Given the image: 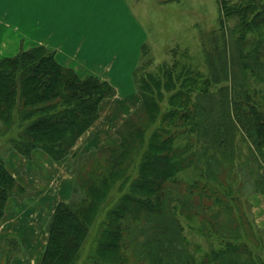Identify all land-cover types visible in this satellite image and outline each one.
<instances>
[{
  "label": "trees",
  "instance_id": "1",
  "mask_svg": "<svg viewBox=\"0 0 264 264\" xmlns=\"http://www.w3.org/2000/svg\"><path fill=\"white\" fill-rule=\"evenodd\" d=\"M219 3L218 26L207 33L200 30L201 43L193 52L185 49L178 57L179 48H173L169 62L159 64L154 71H144L151 59L141 66L148 55V43H143L132 83L133 88L142 91L143 101L137 106L144 111L137 112L142 123H127L120 134V147L113 142L101 147L106 152L102 155L107 156L103 157L105 164L97 152L100 148L85 153L86 157L91 154L93 165L87 168L79 162L74 173L72 195L78 194L79 199L69 198L56 205L48 222L49 241L39 264H80L86 241L96 248L88 253L82 262L85 264H264V257L253 253L236 226L231 235L213 230L205 252L198 242L190 250L193 241L172 212L175 199L164 189L168 182L183 181L184 157L172 154L177 135L171 128H178L189 137L193 150L204 153L199 159L216 165L211 173L219 183L210 185L205 195L211 203L202 208L215 216L204 217L201 230L211 231L213 218L225 223L233 214L238 223H248L250 231H256L250 196L264 194V0ZM117 91L97 75L83 77L74 68L62 65L56 51L45 46L0 57V136L12 129L17 133L4 141L11 146L0 153V224L8 198L24 193L6 169L5 154L18 151L32 159L34 151L41 149L53 161H62L98 121L101 103ZM164 102H168L167 109L161 113L160 104ZM134 110L128 115L133 120ZM176 119L180 121L178 126L174 124ZM157 120L164 123L163 128L152 132L147 141L149 149L140 158L136 174L129 172L134 162L122 172L131 146L127 136H145V124ZM201 138L204 141L198 144ZM193 158L196 156L191 154ZM132 175L138 176L131 181ZM117 182L129 183L130 187L99 222L100 208ZM133 207L144 211L154 221L155 229L168 231L165 239L157 234L144 243L146 262H132L126 257L123 260L120 254L125 232L122 220ZM0 241L10 249L5 262L8 264L19 247L18 240L7 237ZM197 252L202 257H197Z\"/></svg>",
  "mask_w": 264,
  "mask_h": 264
},
{
  "label": "rangeland",
  "instance_id": "2",
  "mask_svg": "<svg viewBox=\"0 0 264 264\" xmlns=\"http://www.w3.org/2000/svg\"><path fill=\"white\" fill-rule=\"evenodd\" d=\"M126 1L131 7L137 22L143 28L144 31L141 30L142 33L139 31L140 29L133 28L134 25L128 20L117 0H0V6H3V8H0V26L4 29L8 27L6 26L7 15L8 10H10L12 15L11 17L9 16V18L12 19L13 16L14 26H17L16 32L19 33V35L13 33V30L10 28L4 31L0 36V57L16 55L12 52L19 50V45L21 50L30 49L34 47V45L41 44L40 46H43L44 40L41 36H36L35 32L32 30L24 29L36 26L40 20L43 19L46 25L52 23L62 32L61 37L53 36L52 31L45 33V37L50 41L52 38H56L53 39L52 42H57L59 45V55L60 53L61 55H57V57L61 59L60 63H62V65L66 66L65 63H68V66L74 68L80 76L92 71H98L99 74H94L100 75L105 70H108L109 67L110 70L116 69L118 74L126 75L129 73L133 75V72L128 69V64L133 66L138 58L139 61H137V64L139 65V62H141V52L143 49L142 47L140 48L141 50L137 49L136 45L138 40L142 39V35H144V39L142 40L148 43L146 45L148 55L143 57L141 66L151 59V63L144 67V71H154L159 64L170 61V58H172L170 50L173 48H179L178 57H182V51L185 49H187L188 52H193V49L201 43L200 30L207 33L216 28L219 22V0H171L170 2H166V0ZM234 23L235 20L230 21L229 25L233 26ZM2 28H0V30ZM24 38H26V41H24ZM50 41L47 42L49 43ZM138 50L140 53H138ZM82 60H86L88 63ZM184 61L183 58L182 63H184ZM130 86L131 88L127 90L117 91L115 96L105 99L101 103L100 118L86 131H89L88 133H84L85 137L83 139L80 140L84 134L78 139L79 142L77 141V145L75 144L70 151L69 155H71L73 151L79 150L75 153V156H77L75 160L77 164L76 167L70 164L68 173L60 175L56 171L48 174L49 179H47L46 194L49 198H53L57 201L61 191L62 199L64 200H69V198L72 199L73 197L74 200L79 199L78 194L75 193V196H73L74 194L72 195L71 188L74 181L73 172L78 168L79 162L85 164L87 168L93 165L91 154L86 157L84 153L88 152L89 149H94L96 146L107 144L106 142L109 140L110 136H112V145L116 144L119 146L118 144L121 143L120 134L124 132V129H127V123L131 121L134 123H142L140 122L141 117L137 114L138 111L144 112L143 109L137 107L141 101H143L142 91L139 88H133L132 85ZM163 95L165 98L169 96L168 94ZM167 103L168 102H164L160 104L161 113L167 109ZM128 105H135L136 110H134V108L130 109V107H127ZM133 110L134 112L132 114L135 113L133 117L136 121L128 116ZM159 120L152 125L145 124V130L148 131L145 136H127L130 141L128 147L130 144L131 146L126 155V160L123 162L122 172L126 166L134 162L129 172L136 174L137 164L140 162V158L143 156L145 150L149 149V143L147 141L150 140L152 132L163 128L162 126L164 123ZM179 123L180 121L178 119L174 121L176 126H178ZM180 128L183 127L180 126ZM171 130L177 135L176 139L173 140L172 154L182 155L184 157L183 164L185 170L181 173L183 181L180 184L168 182L166 185L164 184V189L175 199L172 212L175 213L187 238L193 241L189 249L192 250L195 247L194 243L198 242L197 245L200 244L202 246L201 249L205 252L209 246V236L213 230L218 232L221 230L222 233L231 235L234 233V228L236 226V231L238 232V227L241 230L240 235L249 241L250 249L253 253L255 255L260 254L264 257V229L256 222L253 215L254 213L251 219H253L254 223L257 225L255 232L250 231L248 223H238L233 214L225 220V223L223 219L213 218L210 221L213 226L211 231L207 232L205 228L201 230L203 224L202 219L204 217L215 216V214L211 212H205L202 208L204 206H209L211 203V201L207 200L205 195L210 185L213 183L218 185L219 183L218 177L211 173V171L216 169V165L215 163H209L205 158L199 159L204 153H198L193 150L189 144V137H186L178 128H171ZM16 135L17 133L12 129L7 135L0 136L1 154H4L11 146L9 142L4 141ZM201 139L202 140L197 141L198 144L204 141L203 138ZM85 142H88V144L83 149H80L81 146L79 144L81 143L83 145ZM39 150L42 151L41 149H36L34 153ZM13 152L20 154L22 158H15L13 164L8 167L7 162L9 159L14 160V157L17 156L15 153L12 154L8 152L5 154V166L12 174L17 184H19L20 181L13 175L12 169L16 167L17 163H24V161H26V165L23 167L21 164L18 165L23 169H16V173H20L23 176L27 171L25 170L27 164H34L32 166L34 167L36 161L33 162L30 161L32 159L27 158H25V160L20 152ZM97 152L100 153L99 156H102V163L105 164L106 161L103 157L107 156L106 154L102 155V153L106 152L101 150V148L97 150ZM118 153L119 152L116 154ZM191 154H194L196 158L190 159ZM107 155L109 156V153H107ZM111 155L112 154H110V157ZM80 156L81 158H79ZM173 160L182 161V159ZM50 161L56 162L51 158ZM208 164H210V170L208 169ZM137 176L138 175H132L129 178L132 181ZM42 177L44 176L42 175ZM43 180L45 181V179ZM74 183L77 184V182ZM224 185H226V183ZM44 187H46V184L43 185V188ZM129 187V183L121 185L120 182H117L114 185L108 195L107 201L102 204L100 208L99 212H101V217L99 222L105 219L106 212L109 211V209L120 202V196L125 193ZM40 194L41 193H34L26 187V192L15 195L26 196V198L29 196L32 198ZM79 194L82 193L79 192ZM19 198L23 203V208H28L32 211L25 212L23 216L27 218L31 216L35 217L36 222L32 223V226L29 225L31 227L24 232L19 229V226L25 225L18 224L15 230L19 229V231L14 230V234L12 235L19 239V247L14 249L15 251L13 250L14 252L11 254L8 264H39L44 249L49 241L50 234L48 232V222L52 214L44 218L41 224L42 229L39 231L38 223L40 222V218L37 211H33L32 205H27V202L23 200L22 197ZM37 198L39 201L41 196ZM35 199L36 198H34V200ZM227 215H229V213ZM122 223V226L125 228L121 240L120 252L123 260L124 257H126L132 262H146L147 257L144 254V243L155 239L157 234H163V236H161L163 239L168 236V231L165 232L163 229H155L154 221L150 220L144 211H140L136 207H133L127 212ZM244 233L254 237L250 238ZM88 238H90V236ZM95 248V244L92 245L86 241L81 251L80 264H85L82 262H84L88 253ZM9 250L10 249H6L0 241V264H5ZM196 255L197 257H202L201 252H197Z\"/></svg>",
  "mask_w": 264,
  "mask_h": 264
},
{
  "label": "crops",
  "instance_id": "3",
  "mask_svg": "<svg viewBox=\"0 0 264 264\" xmlns=\"http://www.w3.org/2000/svg\"><path fill=\"white\" fill-rule=\"evenodd\" d=\"M170 1L171 0H166V2H170ZM117 2L119 4V6L122 8V10L124 11V13L126 14L128 20L134 25L133 28L140 29L139 31H140V33H142L141 30H143V28L137 22L134 14L132 13L131 7L129 6L128 2L126 0H117ZM0 8H3V6H0ZM11 15H12L11 11L8 10L7 25H6L8 27L6 29H4L0 26V28H2L0 30V36L4 33V31H6L10 28L13 30V33H17L19 35V33L16 32L17 26L16 25L14 26L13 16H12V19L9 18V16L11 17ZM22 28H24V27H22ZM24 29L32 30L33 32H35L36 36L37 35L41 36V38L44 40L42 45L46 46L47 48H50L52 50H55L56 51V58L58 59L59 62H61V59L57 57V55H59V51H60L59 45L57 42H55V43L52 42V40L56 39V38H52L50 41L49 39H47L45 37V33L48 31H52L53 36H55V37H58V36L61 37L62 32L60 30H58V28L56 26H54L52 23L46 25L45 21L42 19V20H40V22L36 26H34L32 28L28 27V28H24ZM142 39H144V35H142ZM142 39L138 40L137 45H136L137 49H140L141 46L143 45L144 41ZM10 41H12V40H10ZM24 41H26V38H24ZM47 41H50V42L48 43ZM3 43L5 44L4 40H3ZM40 45H34V46H40ZM10 49H12V48H10ZM20 50H21V48L19 45V50H15V52H12V53L16 54ZM138 53H140L139 50H138ZM60 55H61V53H60ZM82 61L88 63L86 60L85 61L82 60ZM137 61H139V58L136 60V62L133 66L128 64V69L130 71H132V72L134 71V69L138 65ZM65 64H66V66H68V63H65ZM94 73H98V71H92L90 73H84V74H82V76L85 77L88 75H92ZM98 74H94V75L99 76L102 80H106V81L110 82L116 89H118V91H124V90L131 88L130 85H132V83H133V75L132 74L131 75L129 73H127L126 75L118 74L116 69L110 70V67L108 70H105L102 74H100V75H98ZM127 107H130V109H131V108H134L135 105H128ZM88 132H86V133H88ZM85 134L80 138V140L85 137ZM111 138H112V136L109 137V140L106 142L107 144L112 142ZM87 144H88V142L83 143V145L80 143L79 144L81 146L80 149H83ZM105 145L96 146L95 148H101V147H104ZM91 150H93V149H89L88 152ZM77 151H79V150H77ZM77 151H73V153L71 155H69L67 158L63 159L62 161L52 162V161H50V157L45 152H42L39 150V151L33 153L32 160H30L33 162L36 161L35 166L32 167L34 164L33 165L27 164V167H25V170H27V171L23 176L20 173L17 174L16 169L21 168L20 166H18L19 164H21L22 167L24 165H26V161H24V163L20 162V163L16 164V167H14L12 169V173H13V175H15L19 179V181H20L19 184L24 188V192H26V187H27L31 191H33L34 193H41V194L39 196L32 197V198H30L29 196H27V198H26V196H19V195L14 194L13 196H11L8 199V202L6 205L5 215H4V217L2 219V223L0 225V234H1L0 239L7 238V237L8 238H15L16 236H14L12 234H14V230L17 229L18 224L19 225H25V226H19V229L22 232H24V231H26V229H28L29 227L32 226L31 225L32 223L36 222L35 217L31 216L30 218H27V217L23 216V214L25 212H32V211H30V209H28V208H25V209L23 208V203L19 197H22V199L27 202V205L31 204L33 207V211H37L38 216L40 218V222L38 223V230L40 231L42 229L41 224H42V221L44 220V218L51 215L54 212L56 205L60 201L64 200V199H62V192L60 190H59L60 196L58 197L57 201H55L53 198H49L47 196V194H46V192H47V179H49L48 174H51V173H54L57 171L58 174L62 175V174L69 172L68 167L70 164H73V166L76 167L77 164H76L75 160H76L77 156H75V153ZM14 153L17 156L14 157V160L9 159V161L7 162L8 167H9V165L13 164V161H15V158L21 157L20 154H18L16 152H12V154H14ZM79 158H81V156ZM24 159H25V157H24ZM21 169H23V168H21ZM74 172H73V174H74ZM42 175L44 177H42ZM43 179H45V181ZM44 184H46V187L43 188ZM63 185H64V181H63ZM40 196H41V198L38 201L37 197H40ZM56 197H57V195H56ZM34 198H36L35 200L38 202H36L34 200ZM250 201L252 204V211L254 213V218H255L256 222L258 223V225L264 229V194H253L252 196H250ZM47 205H48V207H47ZM29 225H31V226H29ZM19 229L15 230V231H19ZM15 239H17L19 241L18 238H15Z\"/></svg>",
  "mask_w": 264,
  "mask_h": 264
}]
</instances>
